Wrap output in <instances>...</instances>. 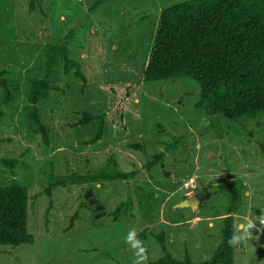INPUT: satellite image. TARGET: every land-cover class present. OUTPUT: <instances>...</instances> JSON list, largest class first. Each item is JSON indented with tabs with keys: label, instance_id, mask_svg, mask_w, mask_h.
<instances>
[{
	"label": "rangeland",
	"instance_id": "rangeland-1",
	"mask_svg": "<svg viewBox=\"0 0 264 264\" xmlns=\"http://www.w3.org/2000/svg\"><path fill=\"white\" fill-rule=\"evenodd\" d=\"M182 1L0 0V71L11 90L8 101L0 90V159L19 162L12 171L0 164V186L16 180L27 190L34 238L32 245L0 247V264H134L129 231L136 238L145 231L139 240L148 259L144 253L141 264L162 257L155 240L161 232L174 259L183 261L186 251L201 263L220 243L227 216L234 234L249 233L233 264H264V114L235 122L210 117L195 107L192 79H143L160 14ZM62 45L85 77L83 88L53 49ZM32 79L52 87L37 106L47 147L29 132ZM83 111L104 121L99 144H90L98 120L74 126ZM130 143L144 145L146 155L127 149ZM112 154L119 171L137 173L133 180L68 184L45 195L51 171L97 175ZM158 154L164 167L143 170ZM191 195L197 210L176 208ZM126 201L131 208L114 221L112 212Z\"/></svg>",
	"mask_w": 264,
	"mask_h": 264
},
{
	"label": "trees",
	"instance_id": "trees-1",
	"mask_svg": "<svg viewBox=\"0 0 264 264\" xmlns=\"http://www.w3.org/2000/svg\"><path fill=\"white\" fill-rule=\"evenodd\" d=\"M53 49L67 68L74 69L73 76L83 88L85 77L76 62L68 58L67 47L62 45ZM7 75L6 71H0V90L8 101L11 90ZM182 78L192 79L198 85L195 107L210 117L218 115L235 122L264 114V0H185L164 9L143 79L145 82H161ZM28 85L29 132L39 135L47 147L49 131L41 122L37 106L49 100L52 87L46 79H32ZM128 91L129 86L125 92L127 97ZM97 120L90 144L101 142L104 133L102 117H92L83 111L74 125L84 127ZM127 149L146 155L142 144L130 143ZM162 159V154L153 156L143 170L150 172L156 166L163 168ZM0 164L12 171L19 162L0 159ZM136 175L135 171H119L112 154L97 175L55 177L51 171L44 193L50 198L54 187L127 182ZM131 206V201L119 204L112 212L113 220L116 221ZM78 217L77 212L70 217L66 232L72 229ZM233 234V217L227 216L222 222L220 243L212 256L201 263H193L186 251L183 261L174 259L161 232L155 240L162 257L155 262L148 261V264H233V253L238 246V243H229ZM137 238L144 240L145 231ZM33 243L34 238L28 231L27 190L13 180L8 186H0V247Z\"/></svg>",
	"mask_w": 264,
	"mask_h": 264
},
{
	"label": "clouds",
	"instance_id": "clouds-1",
	"mask_svg": "<svg viewBox=\"0 0 264 264\" xmlns=\"http://www.w3.org/2000/svg\"><path fill=\"white\" fill-rule=\"evenodd\" d=\"M261 223L264 224V218L261 219ZM247 227L250 229L253 227L252 223L250 222ZM135 231H129L126 236V243L129 244L130 248L134 250V256L136 257L134 264H141V261L144 259L143 254L145 253V248L142 242L136 238ZM249 235V233L245 232L244 234H233L231 239L229 240L230 244H237L243 239L245 236Z\"/></svg>",
	"mask_w": 264,
	"mask_h": 264
},
{
	"label": "water",
	"instance_id": "water-1",
	"mask_svg": "<svg viewBox=\"0 0 264 264\" xmlns=\"http://www.w3.org/2000/svg\"><path fill=\"white\" fill-rule=\"evenodd\" d=\"M176 208H191L194 210L198 209V201L195 195H191L189 198L181 201Z\"/></svg>",
	"mask_w": 264,
	"mask_h": 264
},
{
	"label": "built area",
	"instance_id": "built-area-1",
	"mask_svg": "<svg viewBox=\"0 0 264 264\" xmlns=\"http://www.w3.org/2000/svg\"><path fill=\"white\" fill-rule=\"evenodd\" d=\"M185 188H189V189L193 190V189H195V186L192 185V184H191V185H187V184H186V185H185Z\"/></svg>",
	"mask_w": 264,
	"mask_h": 264
}]
</instances>
